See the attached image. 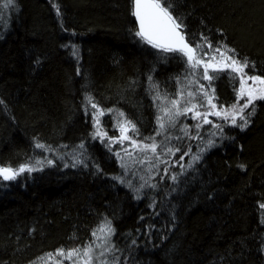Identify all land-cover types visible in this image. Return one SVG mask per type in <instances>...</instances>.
<instances>
[{
    "label": "trees",
    "instance_id": "1",
    "mask_svg": "<svg viewBox=\"0 0 264 264\" xmlns=\"http://www.w3.org/2000/svg\"><path fill=\"white\" fill-rule=\"evenodd\" d=\"M172 2L189 37L199 42L203 33L264 69V0ZM5 5L0 0V166L39 170L0 180V264L59 262L58 249L87 243L105 219L115 229L119 264H264V101L246 129L225 128L228 139L220 137L192 168L175 167L163 180V169L156 170L157 190L137 199L113 179L122 174L117 157L92 139L94 110L85 97L113 109L110 115L124 112L141 136L154 135L152 96L175 94L185 62L135 36L132 0ZM215 86L220 102L235 101L226 76ZM75 158L88 166L73 167ZM172 174H179L176 182Z\"/></svg>",
    "mask_w": 264,
    "mask_h": 264
},
{
    "label": "snow or ice",
    "instance_id": "2",
    "mask_svg": "<svg viewBox=\"0 0 264 264\" xmlns=\"http://www.w3.org/2000/svg\"><path fill=\"white\" fill-rule=\"evenodd\" d=\"M14 3L15 0H6L5 6H11ZM132 4L131 14L138 24V30L134 33L135 36L156 49L159 54H179L186 64L185 79L187 83L181 84L171 97L168 94L161 95L158 90L155 92L152 100L157 108L156 126L153 129L154 135L146 137L141 136L136 123L127 119L122 111L118 112L119 119L114 125L120 135L118 137L109 136L101 128L100 117L112 113L114 110L99 107L92 96L85 97L87 104L94 110L91 113L94 129L91 133L92 139H99L105 143V147L121 161V167L125 171L121 176L113 177V179L127 183L130 188L132 187L131 182L123 178L128 172V165L124 162L125 157L141 165L148 164V171L151 172L153 168L159 171L160 164L168 163L163 157H175L177 153H181L179 158L171 164V167L178 165L182 171L186 167L192 168L194 163L200 161L201 154L207 150V147L214 146L215 141L211 137L219 135L221 139H228L224 135V129L229 125L238 127L242 131L246 129L256 113V102L264 101V69L258 72L255 62L250 61L247 57L239 58L234 49L228 48L224 44L213 45L203 33L200 35L199 42L194 36L189 37L185 31L186 25L183 18L174 14L172 0H132ZM53 7L56 8L57 16H60L59 6L53 2ZM73 55H76L75 48ZM161 58L167 59L168 57L163 55ZM201 68L203 69L202 72L199 71ZM248 69H251V73L247 71ZM225 76L228 78L235 95V101L227 105L220 102L215 86V81L223 79ZM148 80L152 89L159 88V85L153 82L151 75L148 76ZM205 81L207 83H204ZM177 83H181L180 77H177ZM210 116L222 120L223 123L213 122L209 119ZM181 117L191 119L195 123L192 125L183 123L180 120ZM204 125L211 126V129L208 130L210 138L207 140L206 146L199 147L196 153L192 152L191 144L188 145L186 151L182 150L181 142L184 140L203 141L201 130ZM158 137L161 139L158 140ZM174 140L177 143L173 144ZM125 141L129 142L128 146H125ZM114 144L121 146L119 151L113 149L112 145ZM35 147L54 152L51 146L39 142L35 144ZM77 148L84 150V143L79 144ZM189 155H191L189 163L187 165L181 163ZM62 158V156L56 155V159ZM45 159L48 165L53 164L52 159L46 157ZM86 159L85 156L84 160ZM84 160L75 158L72 166L75 167L77 164L84 163ZM41 163V160L36 161L37 165ZM84 166L87 167L88 165L84 163ZM65 167L68 165L65 164ZM239 167L243 170L245 165H239ZM38 170L35 165L29 163H22L15 168L0 166V180L14 181L25 172L31 173ZM96 170L97 172L100 171L98 165ZM170 171V167H165L163 169L164 176H161V180L168 176ZM178 175L172 174L170 179L176 182ZM145 187L155 189L158 185L145 180L135 191L139 193ZM136 198L139 199L140 196L138 195ZM149 206L154 207L155 201ZM259 208L264 210V202L259 204ZM262 217H264V213H262ZM261 223L264 224V218L261 219ZM114 235L115 229L112 227L111 221L105 219L102 225L92 231L90 241L73 249H58L55 255L70 261L71 264H119V257H113L111 261L107 259L112 252L118 251L114 245L109 246L111 237ZM135 243L136 241L133 240L132 244L135 245ZM52 255L49 254L50 257Z\"/></svg>",
    "mask_w": 264,
    "mask_h": 264
},
{
    "label": "rangeland",
    "instance_id": "3",
    "mask_svg": "<svg viewBox=\"0 0 264 264\" xmlns=\"http://www.w3.org/2000/svg\"><path fill=\"white\" fill-rule=\"evenodd\" d=\"M199 71L200 72H202L203 71V69L201 68V69H199ZM185 73L186 72H184V74H183V76L180 78V81H181V83L180 84H177V87H180L181 86V84H186L187 83V81H186V79H185ZM228 79V78H227ZM204 83H207L206 81L204 82ZM239 85H238V83H237V87H238ZM194 87V86H193ZM177 91V90H176ZM176 93V92H175ZM161 95H164V94H161ZM170 97L171 96H173L174 94H172V95H170V94H168ZM156 110H157V108H156ZM103 117H106V120H109L110 122H111V125L110 126H108L106 123H105V121H103ZM100 119H101V128L104 130V131H106L107 133H108V135L109 136H119L120 135V133H119V131H118V129H116L115 127H114V125L117 123V120L119 119V117H118V114H112V115H110V114H106V115H104V116H102V117H100ZM209 119H211V120H213V122H215V123H223V121L222 120H218L216 117H209ZM180 120L183 122V123H187V124H189V125H192V124H194L195 122L194 121H192L191 119H186V118H184V117H181L180 118ZM106 127H108V128H106ZM230 128L231 126L229 125V126H227V127H225V128ZM209 129H211V126L210 125H204V128L201 130V134H202V136H203V141H201V140H191V141H189V140H184L183 142H181V147H182V150H184V151H186L187 150V148H188V145L189 144H191V146H192V152L193 153H196V152H198V150H199V147H205L206 146V142H207V140L210 138L209 137V134H208V130ZM225 130V129H224ZM212 131H215V129H212ZM174 134H179V133H174ZM214 141H215V143L216 142H218V139L220 138V136L219 135H217V136H215V137H211ZM137 139H139V137H137ZM158 140L159 139H161L160 137H158L157 138ZM99 140V139H98ZM100 141V140H99ZM173 144H175V143H177V141H173L172 142ZM128 144H129V142L128 141H125V146H128ZM185 145H186V147L187 148H183V147H185ZM215 145V144H214ZM112 147H113V149H115V150H117V151H119L120 150V148H121V146L119 145V144H114V145H112ZM210 148H213V146L212 147H207V150H209ZM131 150V149H130ZM206 150V151H207ZM206 151H204L202 154H201V156H203V154L206 152ZM122 155H123V153H121ZM114 155V154H113ZM140 155H142V154H140ZM149 155H150V153H149ZM115 156V155H114ZM179 158V156H178V153L176 154V156L175 157H163V159H165V160H167L168 161V163L167 164H164V163H162V164H160L159 165V168H161V170L162 169H164L165 167H170L171 168V170L172 169H174L175 167H171V164L175 161V160H177ZM118 159V158H117ZM191 160V155H189V156H186L185 158H184V165H187L188 163H189V161ZM124 162L128 165V172H127V175H124V179L126 180V181H130L131 182V184H132V189H136V188H138L139 187V185L140 184H142V183H144L145 182V180H148V182L149 183H151V184H154L155 182H156V177H157V174H156V169L155 168H153L152 170H151V172H149L148 171V168H149V165L148 164H143V165H141V164H139V163H135V162H133V160L132 159H129L128 157H125V159H124ZM118 163H119V167H121V161L118 159ZM195 164V163H194ZM38 165H40V164H38ZM37 165V166H38ZM176 168H180L178 165L176 166ZM187 168V167H186ZM185 168V169H186ZM174 170H176V169H174ZM178 171H180L181 172V170L182 169H177ZM121 171H122V174L124 173V168H122L121 167ZM121 174V175H122ZM151 176V179H149V177ZM127 184V183H126ZM130 188V187H129ZM146 189H150L151 191L153 190H157V188H149V187H145L144 189H142L141 191L142 192H145L146 191ZM136 192V191H135ZM136 194L138 195L139 193H137L136 192ZM113 237L114 236H112L111 237V244L109 245V246H112V241H113ZM98 243H100V241H98ZM98 252H99V249L97 250V254H98ZM114 254H115V252L113 253H111L108 257H107V259L109 260V261H111L112 259H113V257H114ZM46 264H71V262L70 261H68V260H66V259H62V260H60L59 262L58 261H52V262H47Z\"/></svg>",
    "mask_w": 264,
    "mask_h": 264
},
{
    "label": "water",
    "instance_id": "4",
    "mask_svg": "<svg viewBox=\"0 0 264 264\" xmlns=\"http://www.w3.org/2000/svg\"><path fill=\"white\" fill-rule=\"evenodd\" d=\"M132 9H133V4H132ZM134 21L136 22L135 17H134ZM136 26H137V30H138V24H137V22H136Z\"/></svg>",
    "mask_w": 264,
    "mask_h": 264
}]
</instances>
